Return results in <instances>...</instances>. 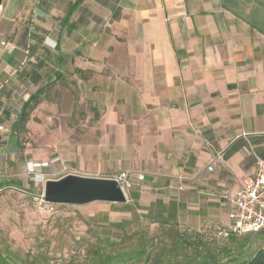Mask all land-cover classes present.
<instances>
[{
	"label": "crops",
	"instance_id": "obj_1",
	"mask_svg": "<svg viewBox=\"0 0 264 264\" xmlns=\"http://www.w3.org/2000/svg\"><path fill=\"white\" fill-rule=\"evenodd\" d=\"M0 127V191L65 162L143 173L140 211L174 203L181 231L225 228L231 204L202 192L235 196L264 159V0H3Z\"/></svg>",
	"mask_w": 264,
	"mask_h": 264
},
{
	"label": "rangeland",
	"instance_id": "obj_2",
	"mask_svg": "<svg viewBox=\"0 0 264 264\" xmlns=\"http://www.w3.org/2000/svg\"><path fill=\"white\" fill-rule=\"evenodd\" d=\"M46 111L42 115L37 114L36 124L50 126L55 121L56 117L50 110ZM22 142L30 145L33 139L26 135ZM37 171L30 170L26 174L29 178L39 174L38 186L0 191V250L17 264H79L89 259L92 247L100 240L110 238L118 242L117 246H127L129 242L124 241L127 236L133 237L145 231L152 235L157 230L158 224L144 218L147 212L140 211L131 200L130 191L135 186L124 192L127 196L125 203H49L43 199L44 184L40 179L62 176L51 172L46 174L41 168ZM70 171L73 168L65 162L63 172L70 174ZM206 231L213 236H222L215 227L202 230ZM135 238L132 242L136 241ZM261 246H264V232L253 233L250 250Z\"/></svg>",
	"mask_w": 264,
	"mask_h": 264
},
{
	"label": "trees",
	"instance_id": "obj_3",
	"mask_svg": "<svg viewBox=\"0 0 264 264\" xmlns=\"http://www.w3.org/2000/svg\"><path fill=\"white\" fill-rule=\"evenodd\" d=\"M41 92L26 104L21 124L28 120L26 109L30 101L38 98ZM147 209L143 217L158 224L152 235L145 231L137 236H127L124 240L129 242L127 246H117L118 242L110 238L100 240L92 247L89 259L79 264H264V246L250 250L253 233L239 235L231 232L227 237H217L209 231H181L176 204L166 205L158 201ZM134 237L136 241L132 242ZM0 264L17 263L0 250Z\"/></svg>",
	"mask_w": 264,
	"mask_h": 264
},
{
	"label": "built area",
	"instance_id": "obj_4",
	"mask_svg": "<svg viewBox=\"0 0 264 264\" xmlns=\"http://www.w3.org/2000/svg\"><path fill=\"white\" fill-rule=\"evenodd\" d=\"M2 45L14 47L7 42H2ZM220 158L219 155L210 162L209 170L217 168ZM112 178L119 182L126 193V189L140 184L144 179V174L140 173L134 179L130 173L123 172ZM202 193L212 197L219 196L231 204L230 223L227 227L218 230L219 235L227 237L231 232L239 235L264 232V159L256 158L254 174L245 180L235 196L226 193L217 194L211 191H203Z\"/></svg>",
	"mask_w": 264,
	"mask_h": 264
},
{
	"label": "water",
	"instance_id": "obj_5",
	"mask_svg": "<svg viewBox=\"0 0 264 264\" xmlns=\"http://www.w3.org/2000/svg\"><path fill=\"white\" fill-rule=\"evenodd\" d=\"M3 0H0V6ZM43 199L49 203L85 205L92 202L125 203L119 182L112 177L66 174L45 183Z\"/></svg>",
	"mask_w": 264,
	"mask_h": 264
}]
</instances>
